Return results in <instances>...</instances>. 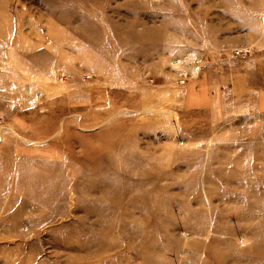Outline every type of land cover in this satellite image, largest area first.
I'll return each mask as SVG.
<instances>
[{
  "label": "rangeland",
  "instance_id": "374dc122",
  "mask_svg": "<svg viewBox=\"0 0 264 264\" xmlns=\"http://www.w3.org/2000/svg\"><path fill=\"white\" fill-rule=\"evenodd\" d=\"M163 17L174 44L236 32L248 98L219 132L184 53L147 67ZM263 43L264 0H0V264H264Z\"/></svg>",
  "mask_w": 264,
  "mask_h": 264
},
{
  "label": "crops",
  "instance_id": "0c3cea01",
  "mask_svg": "<svg viewBox=\"0 0 264 264\" xmlns=\"http://www.w3.org/2000/svg\"><path fill=\"white\" fill-rule=\"evenodd\" d=\"M166 21V17H163L159 22H156L155 28H147L150 33L146 34V40L139 45L140 52L145 54L144 60L150 63L147 67L154 69L156 62H166V67H168L169 52L184 53V57L180 60L187 62L182 72L185 84L180 92L186 96L187 104L191 103L190 107L196 111L197 115L212 119V132H219L221 131L217 130L221 127L219 122L230 117L232 111L240 109L242 103L248 98L249 89L246 80L248 74L242 70L234 69L235 61L227 57L236 32L231 31L233 28L229 30L217 23L212 25V17H210L208 48L198 43L196 30L185 27L177 29V44H174L167 39L159 38L156 34V32H165L167 35ZM239 26H237V33L239 30L241 32L245 30L243 26ZM242 34L248 35L245 32ZM188 54H198L195 62H192V58ZM168 72L171 73L170 69ZM152 74L162 76L163 72L154 70ZM169 74L168 77L171 79ZM187 104L186 106H188ZM224 147L226 146L219 143L216 147L214 146L216 150H219V153L217 152L219 157ZM209 158V162L212 164V149L209 152Z\"/></svg>",
  "mask_w": 264,
  "mask_h": 264
},
{
  "label": "built area",
  "instance_id": "2783aa9c",
  "mask_svg": "<svg viewBox=\"0 0 264 264\" xmlns=\"http://www.w3.org/2000/svg\"><path fill=\"white\" fill-rule=\"evenodd\" d=\"M262 47L264 48V43H263V45H262ZM250 50L249 49H243V48H237V49H234V56H243V55H245V54H247L248 52H249ZM88 78H90V75H85L84 76V79H88ZM0 121H1V119H0Z\"/></svg>",
  "mask_w": 264,
  "mask_h": 264
}]
</instances>
